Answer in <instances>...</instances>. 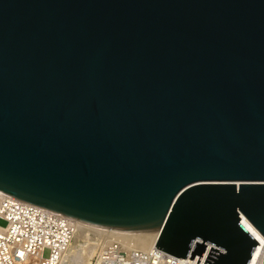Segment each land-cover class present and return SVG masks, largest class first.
<instances>
[{"label": "water", "instance_id": "obj_1", "mask_svg": "<svg viewBox=\"0 0 264 264\" xmlns=\"http://www.w3.org/2000/svg\"><path fill=\"white\" fill-rule=\"evenodd\" d=\"M0 191L159 232L197 264L208 244L205 264H249L264 0H0Z\"/></svg>", "mask_w": 264, "mask_h": 264}, {"label": "built area", "instance_id": "obj_2", "mask_svg": "<svg viewBox=\"0 0 264 264\" xmlns=\"http://www.w3.org/2000/svg\"><path fill=\"white\" fill-rule=\"evenodd\" d=\"M0 219L7 222L0 233V264H59L62 254L71 245L79 221L63 213L55 212L10 194L0 191ZM130 232V231H127ZM143 247L137 238L118 234L109 241L100 243L97 252L88 264H197L200 256L191 259L177 257L159 249L157 241ZM252 233L259 242L249 264H264V235ZM219 250L224 248L216 246ZM208 244L199 264H205L209 255ZM45 249L50 250L48 257Z\"/></svg>", "mask_w": 264, "mask_h": 264}, {"label": "bare ground", "instance_id": "obj_3", "mask_svg": "<svg viewBox=\"0 0 264 264\" xmlns=\"http://www.w3.org/2000/svg\"><path fill=\"white\" fill-rule=\"evenodd\" d=\"M78 223L79 226L74 236V239L71 245L69 246V248L62 254L59 264H87L88 259L94 254L96 247L100 245L99 242L103 238L105 239L108 238L105 241L107 242L113 236H117L118 234L131 235L137 238L139 245L143 247H148L154 242L155 238L157 237V233H154V231L127 232V231L93 225L83 221H79ZM243 223L251 233H253L257 237H260L259 230L251 222L244 219ZM85 229H89L87 231L89 235H91V233L98 235V238H96V242L93 243L88 237L85 239V241L79 240L81 234L86 232ZM3 230L4 227L0 226V233ZM208 253H210V249H208Z\"/></svg>", "mask_w": 264, "mask_h": 264}, {"label": "rangeland", "instance_id": "obj_4", "mask_svg": "<svg viewBox=\"0 0 264 264\" xmlns=\"http://www.w3.org/2000/svg\"><path fill=\"white\" fill-rule=\"evenodd\" d=\"M7 222L4 219H0V226H6ZM89 229H85L86 232H84L83 234H81L79 240L81 241H85V239L88 237L93 243L96 242V238H98V235H95L94 233H91V235L88 234ZM108 239V238H107ZM107 239L103 238V242L102 240H100V242L104 243ZM99 242V244H100ZM99 245L96 247V250L94 252V254L97 252ZM50 254V250L49 249H45L44 251V256L48 257ZM94 254L88 259V262L90 261V259L94 256ZM87 262V264H88Z\"/></svg>", "mask_w": 264, "mask_h": 264}]
</instances>
